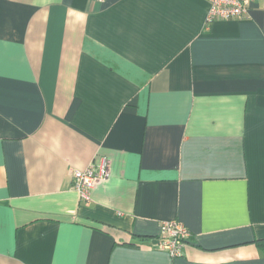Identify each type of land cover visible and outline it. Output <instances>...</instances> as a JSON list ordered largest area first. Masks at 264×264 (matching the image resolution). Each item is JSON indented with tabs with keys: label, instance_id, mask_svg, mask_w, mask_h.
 <instances>
[{
	"label": "crops",
	"instance_id": "crops-1",
	"mask_svg": "<svg viewBox=\"0 0 264 264\" xmlns=\"http://www.w3.org/2000/svg\"><path fill=\"white\" fill-rule=\"evenodd\" d=\"M208 8L0 0V264H264V0Z\"/></svg>",
	"mask_w": 264,
	"mask_h": 264
},
{
	"label": "built area",
	"instance_id": "built-area-1",
	"mask_svg": "<svg viewBox=\"0 0 264 264\" xmlns=\"http://www.w3.org/2000/svg\"><path fill=\"white\" fill-rule=\"evenodd\" d=\"M104 1V0H100ZM209 8L206 23L215 20L246 18L250 15L252 0H207ZM90 164L86 169H74L72 177L74 187L85 201L91 199V191L99 181L107 180L111 175V163L107 157H102L97 164ZM191 236L190 230L178 220L165 221L161 224V247L173 257L183 254V247Z\"/></svg>",
	"mask_w": 264,
	"mask_h": 264
}]
</instances>
